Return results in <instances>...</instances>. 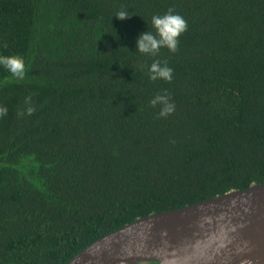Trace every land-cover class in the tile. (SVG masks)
Masks as SVG:
<instances>
[{
  "label": "trees",
  "instance_id": "16d2710c",
  "mask_svg": "<svg viewBox=\"0 0 264 264\" xmlns=\"http://www.w3.org/2000/svg\"><path fill=\"white\" fill-rule=\"evenodd\" d=\"M168 9L187 21L177 51L139 53ZM0 58L26 73L0 69V264H66L139 218L264 183V0H0ZM154 60L170 82L149 79Z\"/></svg>",
  "mask_w": 264,
  "mask_h": 264
},
{
  "label": "water",
  "instance_id": "95a60500",
  "mask_svg": "<svg viewBox=\"0 0 264 264\" xmlns=\"http://www.w3.org/2000/svg\"><path fill=\"white\" fill-rule=\"evenodd\" d=\"M264 264V183L151 214L66 264Z\"/></svg>",
  "mask_w": 264,
  "mask_h": 264
},
{
  "label": "clouds",
  "instance_id": "9594fccd",
  "mask_svg": "<svg viewBox=\"0 0 264 264\" xmlns=\"http://www.w3.org/2000/svg\"><path fill=\"white\" fill-rule=\"evenodd\" d=\"M131 14L127 10H119L115 17L124 20ZM151 24L154 31L141 32L136 37V48L139 53L148 56H156L161 49L166 48L170 52L177 51L179 38L187 30V21L173 9H168L162 15H153ZM0 69H2L12 80L20 82L25 79V66L19 58H0ZM148 76L152 81L164 80L170 82L173 79V69L166 62L154 60L148 68ZM30 97L26 98V104ZM155 107L161 105L159 116L167 117L175 110V104L167 94H157L149 101ZM35 111L33 106H28L26 112L30 115ZM23 115V113H20ZM7 116V110L0 107V118Z\"/></svg>",
  "mask_w": 264,
  "mask_h": 264
}]
</instances>
